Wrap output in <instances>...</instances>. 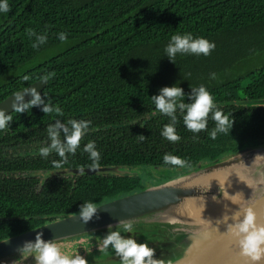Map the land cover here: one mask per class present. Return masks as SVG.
<instances>
[{
	"label": "trees",
	"instance_id": "trees-1",
	"mask_svg": "<svg viewBox=\"0 0 264 264\" xmlns=\"http://www.w3.org/2000/svg\"><path fill=\"white\" fill-rule=\"evenodd\" d=\"M8 3L10 11L0 14V101L54 72L41 96L63 115L45 114L42 106L9 113V127L0 131V239L78 212L84 202L99 204L264 142V105L240 103L264 99V60L251 64L264 57V0ZM29 29L46 35V43L34 49ZM60 32L67 41L58 40ZM185 33L214 42V50L208 56L178 54L171 62L164 48L172 35ZM175 84L185 92V102L191 88L204 85L232 127L212 139L211 116L205 130L193 133L178 112L180 139L162 137L169 118L155 109L150 97ZM56 119L90 121L80 147L61 169L53 166L60 160L55 153L46 158L39 153ZM90 141L101 155L98 167L142 172L55 173L88 167L91 160L83 147ZM166 154L179 157L184 166L164 164ZM155 167L160 169L156 174ZM107 233L85 236V246L79 247L93 249Z\"/></svg>",
	"mask_w": 264,
	"mask_h": 264
},
{
	"label": "water",
	"instance_id": "water-1",
	"mask_svg": "<svg viewBox=\"0 0 264 264\" xmlns=\"http://www.w3.org/2000/svg\"><path fill=\"white\" fill-rule=\"evenodd\" d=\"M46 82L34 81L26 87H35L41 93ZM22 89V88H21ZM20 90V89H19ZM18 91V90H17ZM16 92V91H15ZM14 93V92H13ZM13 93L0 101V108L11 113ZM25 95V101L30 99ZM240 103L264 105V99L242 100ZM254 190L242 204L251 205L257 215V223L264 224V142L238 149L222 158L208 163L198 164L195 168L182 172L157 183L146 182L142 188L129 194L112 198L97 204L98 211L93 218L84 223L78 212L67 213L53 220L44 222L36 227L0 239V262L11 264L17 258V249L25 241L34 240L37 233L43 234L44 240H53L55 243L75 240L78 237L106 232L111 226L113 230L121 221H131L134 233L122 235L134 236L138 243H146L154 249V258L160 264H247V258L240 255V249L228 228L235 220L234 216L240 206L232 210L227 208L217 211V214L205 216L200 208V215L185 211L190 200H204L214 207V200L219 203L225 197V188L210 189L197 184L194 180L207 176L217 170H224L237 165H254ZM81 168L58 170L55 173L80 174ZM84 173L97 174L110 172L120 175H138L139 171L125 166H104L95 169L85 167ZM157 169V167H155ZM255 175V177L257 176ZM212 197L214 200L207 199ZM241 213V218H242ZM204 219L207 224H202ZM31 258L24 262L30 264ZM87 264H120L119 257L114 250L106 251L100 248L86 257ZM264 264V261L261 262Z\"/></svg>",
	"mask_w": 264,
	"mask_h": 264
},
{
	"label": "clouds",
	"instance_id": "clouds-1",
	"mask_svg": "<svg viewBox=\"0 0 264 264\" xmlns=\"http://www.w3.org/2000/svg\"><path fill=\"white\" fill-rule=\"evenodd\" d=\"M10 11L8 0H0V14H6ZM29 37H35L32 44L34 49L39 48L47 41V36L37 34L35 31L26 30ZM58 40L65 42L68 36L64 32L58 34ZM215 48V43L204 37H194L192 33L172 35L164 48L166 57L173 62L179 55L208 56ZM55 76L54 72L42 74L37 81L48 83ZM211 79L216 78V73L209 74ZM29 77L23 76L27 82ZM25 95H30V99L25 101ZM10 97L12 99L11 113H28L33 107H41L45 114L55 113L62 116V110L59 106L53 105L51 101L45 102L41 93L37 92L35 87H23L14 92ZM186 94L180 86H165L159 89L157 95L151 96V102L155 109L169 118L161 136L171 142H176L180 137L176 134L175 125L177 123V113L182 115L183 124L187 130L193 133H199L207 127L209 116L215 122V128L210 133L212 139H215L218 133H224L229 126L232 127L233 121H229V116L224 115L217 108L214 98L209 90L201 85L191 88V92ZM10 113V114H11ZM5 109L0 108V131L9 127L11 115ZM90 121L85 119H68L62 122L56 119L55 122L47 128V142L39 148L42 157H48L55 153L60 160L53 161V166L61 169L68 161L69 154H75L80 147V140L88 132ZM143 139V136H140ZM83 151L88 154L91 164L89 169H95L99 166L101 159L100 152L93 141L88 142L83 147ZM163 163L167 165H178L183 167L184 161L174 155H164ZM80 174L84 169H79ZM98 207L95 202L82 203L78 215L84 223L89 222L97 213ZM241 213L242 218H241ZM235 222L229 226L228 232L235 239L240 255L247 258V264H261L264 261V224L257 223V215L251 205L240 206L234 216ZM118 226L122 227L124 233H134V226L131 221H121ZM99 248L106 251L109 248L114 250L119 257L120 264H160L154 258V249L146 243H138L134 236L122 235L121 231L113 230L110 226L107 235L99 241ZM31 258L34 264H87L84 257L79 254L67 256L60 252L53 240H44L42 233H37L34 240L25 241L17 249V258L11 264H24ZM4 264V262H0ZM171 264V262H169Z\"/></svg>",
	"mask_w": 264,
	"mask_h": 264
},
{
	"label": "bare ground",
	"instance_id": "bare-ground-1",
	"mask_svg": "<svg viewBox=\"0 0 264 264\" xmlns=\"http://www.w3.org/2000/svg\"><path fill=\"white\" fill-rule=\"evenodd\" d=\"M257 164L248 165L242 164L237 166H232L224 170H217L207 176L199 177L194 180L199 185H204L210 189H222L225 188V197L218 202H216L212 197H208L209 200H214V207L207 209L206 202L204 200H190L188 205L184 209L188 212H194L200 215V208L202 205L206 206L203 209L205 216H210L212 214H217V211L221 209L232 210L237 206H243V202L248 199L252 191L254 190L255 180L258 179V175L255 174V167L261 162L256 161ZM255 175H257L255 177ZM202 224H207L204 219L201 220Z\"/></svg>",
	"mask_w": 264,
	"mask_h": 264
},
{
	"label": "rangeland",
	"instance_id": "rangeland-1",
	"mask_svg": "<svg viewBox=\"0 0 264 264\" xmlns=\"http://www.w3.org/2000/svg\"><path fill=\"white\" fill-rule=\"evenodd\" d=\"M263 60H264V57H263V55H261L260 57H257L251 64H253L255 62H258V61L261 62ZM244 84H246V82H244ZM141 170H138L139 173L142 172ZM155 170H156V172H154V174H156L160 169L158 170V168H157ZM146 177H148V176L145 175L144 179H148ZM88 235H90V234H88ZM88 235H84V236L78 237L75 240H69V241H63V242H60V243H56V245L60 249L61 254H63V255L72 256V255L79 254V255H81L82 257H84L86 259L88 254L94 252L93 249L99 248V245H97V244L94 245L93 249H92V247H90L91 249L89 247H87V249H85V248L82 249L81 248V247H83L81 245H84V243L87 241L86 240L87 238H84V237L88 236ZM79 246H81V247H79ZM30 262H31L30 264H34L33 260H30ZM27 263H28V261H27Z\"/></svg>",
	"mask_w": 264,
	"mask_h": 264
},
{
	"label": "flooded vegetation",
	"instance_id": "flooded-vegetation-1",
	"mask_svg": "<svg viewBox=\"0 0 264 264\" xmlns=\"http://www.w3.org/2000/svg\"><path fill=\"white\" fill-rule=\"evenodd\" d=\"M96 248V247H95Z\"/></svg>",
	"mask_w": 264,
	"mask_h": 264
}]
</instances>
